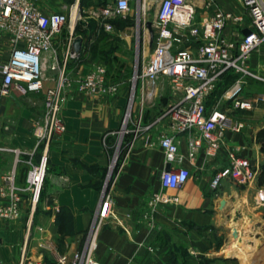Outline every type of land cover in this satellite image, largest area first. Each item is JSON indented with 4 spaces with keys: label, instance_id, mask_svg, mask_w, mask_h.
<instances>
[{
    "label": "crops",
    "instance_id": "obj_1",
    "mask_svg": "<svg viewBox=\"0 0 264 264\" xmlns=\"http://www.w3.org/2000/svg\"><path fill=\"white\" fill-rule=\"evenodd\" d=\"M100 1L84 0V4H81V0L71 3L67 0H36L46 13L68 14L69 9L71 13L74 9L76 12L90 13L91 16L92 8L99 7ZM129 1L130 14L133 6L137 7L140 19L137 23L121 27L113 23L114 29L107 31L102 21L92 16L98 20L97 23L85 19V24L73 23L57 35L55 45L60 63L69 41L73 43L78 35L83 37L80 55L67 62L65 72L68 77L78 79L84 76L94 63L103 62L105 53L114 51L117 41L122 40L121 43L127 47L133 42L143 41L145 44V31L150 41L146 22L151 20L154 24L158 6L149 8L145 3L144 6L143 0ZM194 1L197 13H200L198 19L212 14L216 9L243 15L248 12L240 0ZM209 1L210 5L206 6ZM151 12L152 18H147L146 15ZM249 24L250 20H247L245 25ZM246 29L231 24L225 29V34L229 39L239 42ZM12 46L10 36L0 33V65L8 60ZM113 54L118 56L117 52ZM252 59L249 64L253 70ZM108 73L112 81L120 83L115 95L91 96L79 92L75 85L69 91L72 95L61 111L66 131L57 134L50 144L48 177L40 202L33 209L29 193L23 192L21 218L0 220V264H18L24 256L42 259L44 264H56V253L67 255L69 263L74 253L84 248L89 227L99 209L105 186L103 176L111 168V141L117 140L115 135L119 134L122 127L129 102L130 90L123 73L117 78L111 76L109 69ZM46 75L48 79L44 85L49 87L55 84L59 71L48 69ZM1 79L0 73V84ZM155 88L156 93L159 89L168 90L166 106L178 97L172 93L164 76L156 82ZM260 95L264 93H257L253 97L241 96L253 99ZM214 108L228 110L234 120L243 121L246 126L240 133L226 130L223 145L216 156L206 157L201 149L191 158L189 134L175 131L170 118L161 117L163 104L154 103L143 107L142 127L138 133L130 132L120 140L122 149L116 155L113 177L109 181L113 215L106 219L98 233L95 250L98 260L105 264H170L165 262L167 256L163 250L158 248L153 253L148 251L147 243L155 240L154 233L144 226L133 231L131 226L135 220L132 222L127 218L144 217L143 209L155 194H160L163 201L158 204L164 208L158 213L157 220L165 225L173 222V218L190 223L194 227L193 246L198 248L199 255L204 246L196 240L199 237L197 231L203 229L201 232L207 233V264H248L246 244L250 226L247 228L246 223L251 218L264 219V202L259 199L260 191L264 192V183L258 180L264 162L262 142L258 136L264 128V102H258L253 109L245 110L234 109L230 101L222 103L220 99L208 110ZM44 112V91L22 93L15 88L11 96L0 100V184L5 174L15 170L17 184L21 187L26 185V175L31 167L29 161L37 162L41 155L33 128L36 122L43 119ZM165 134L175 137L179 143V153L183 156L182 161L174 166L187 167L190 171L188 181L179 189L164 188L161 183V173L167 166L160 146V139ZM230 148L239 149V155L250 160L257 175L246 184L228 176L216 188H212L210 184L213 176L229 164L227 151ZM12 149H19L20 152ZM173 197H178V201H171ZM223 200L225 203L221 205ZM63 210L62 217L70 219L66 230L61 233L56 219ZM234 229L237 236L234 235ZM222 238L224 242L220 244L215 241ZM258 258L252 260L251 264H261L263 260Z\"/></svg>",
    "mask_w": 264,
    "mask_h": 264
},
{
    "label": "built area",
    "instance_id": "obj_2",
    "mask_svg": "<svg viewBox=\"0 0 264 264\" xmlns=\"http://www.w3.org/2000/svg\"><path fill=\"white\" fill-rule=\"evenodd\" d=\"M242 1L247 7L250 26L245 25V15L222 9H216L197 21L194 0H143V4L149 8L158 6L153 24L154 49L135 73L131 102L120 135L124 137L130 132L138 133L142 127L143 107L139 117L133 120L134 127L131 129L129 126L136 86H139L138 97L143 105L156 93L155 84L161 76L167 78L172 93L178 96L173 103L164 107L161 117H169L175 131L189 134L191 158L201 149L206 157L216 156L223 145L226 130L240 133L245 128V122L234 120L228 110H208L206 106L207 99L228 72L238 75L230 92L224 95L232 108L249 110L258 102H264V95L253 99L241 96L247 77L264 81V77L255 73L249 64L253 51L264 43V0ZM129 10V0H115L96 7L91 14L102 21L107 31H112L114 25L111 20L125 16ZM68 20V15L63 12L46 13L36 0H0V33H7L13 45L8 60L0 65V100L11 96L15 88L22 93L44 91L45 106L43 119L36 122L33 128L37 147L41 148L40 158L37 162L29 161L31 167L24 187L17 184L15 170L2 177L0 220L21 218L23 192L29 193L33 209L40 202L48 173L50 144L57 134L66 131L61 111L72 95L69 91L73 85L79 92L91 96L115 95L119 91L120 83L110 79L108 68L103 62L94 63L91 70L78 79L67 76V62L75 57L72 40L66 46L62 63L55 40ZM231 24L249 29L250 34H244L239 42L229 39L225 29ZM48 69L58 70L59 76L54 85L45 87ZM160 146L166 163L171 165L169 170L161 173L162 186L179 189L190 176L187 167L174 166L183 159L179 153V143L173 135L165 134L160 139ZM12 150L20 152L19 149ZM227 158L229 164L213 176L210 184L212 188H216L228 176L242 184L256 177V168L248 158L239 155V149H228ZM259 199L264 202L263 191H260ZM170 200L178 201V197ZM161 201L163 197L155 194L151 204L157 205ZM112 215L113 198L109 181H106L84 248L75 252L69 263L67 255L56 253V264H105L95 257V250L98 233ZM18 264H44V261L24 256Z\"/></svg>",
    "mask_w": 264,
    "mask_h": 264
},
{
    "label": "rangeland",
    "instance_id": "obj_3",
    "mask_svg": "<svg viewBox=\"0 0 264 264\" xmlns=\"http://www.w3.org/2000/svg\"><path fill=\"white\" fill-rule=\"evenodd\" d=\"M112 2H114V0H106V4ZM96 7L97 6L93 7L92 10L96 9ZM73 12L74 9L72 13L70 9L67 11L69 20L66 26L72 25L73 23L79 25L78 18L80 16L83 19H88L91 23L93 22L97 23L98 21L95 18H93L91 15H89L90 13H86V12L80 13L79 10H77V18L76 20H74ZM244 13L247 20H249L250 17L248 15V12H244ZM152 15L153 13L151 12L150 14H147L146 17L152 18ZM199 15L200 13L198 12L196 15L197 21L199 20L198 19ZM115 20H117L118 23H120L122 26L125 24H131L133 22L134 23L139 22L140 19L138 18L137 7L134 5L133 12L131 14L128 12L125 16L117 17L115 18ZM145 32H146L145 44H143V41L137 43L133 42L130 47H127L124 46L123 43H121L122 40L117 41L116 43L117 45L113 47L114 51H112V53L109 54L105 53V57L103 60V62L108 67L112 77L117 78L120 73H123V79L127 80L130 90L128 106L131 102L130 97L132 94V88L134 87L133 79L135 73L137 70L140 69L143 62L148 60L149 54L152 52L154 48V44L153 43L150 44V41L148 40L149 37L148 32L147 31ZM262 45L259 46L257 49H255V51H253L251 58H253L252 61L254 62L252 65L253 71H255V73H257L258 75L264 77V47H262ZM110 50H112V48H110ZM114 52H117L118 56L113 54ZM246 80L247 83L244 84L243 92L241 93L242 96L246 95L247 97H253L257 93H261V94L264 93V81L251 77H247ZM232 86L233 83L230 86L226 87L223 94L221 95H218L216 92L211 94L207 100L208 108L210 109L217 102V100L220 99L222 100V103H225L226 97L224 95L230 92ZM138 88L139 86L137 85L135 88L136 92H135V102L133 104V112L131 116L132 120L129 123V126L131 127H134L133 120L139 117L142 107H146L147 105H151L154 103L160 105L163 104V107H165L168 102V92H167L168 90H166L165 88L162 90L159 89V92L157 91V93H155L151 98L147 99L142 105L138 97V92H139ZM115 137H117V140L113 142L110 147L111 155H112V161L110 165L111 168L108 171V173H105L103 176V180L105 181V183L106 181H110L111 178L113 177L112 172H113V167L116 163V155L122 149V144L120 143L121 142L120 140L123 138V136L120 134H116ZM263 165L264 162H262L261 168L263 167ZM48 166H49V162H48ZM47 177H48V173H47ZM161 208H164L162 207V204L152 205L151 202H149L148 205L143 209L144 217H127L132 222L135 220V223H132L133 227L131 226L133 231L134 230L136 231L138 228H140V226L142 227L144 226L149 230L150 233H154L155 240L147 243L148 251L153 253L157 251L158 248L163 250L165 252L164 255L167 256V260L165 262L166 263L169 262L170 264H175V262H177L178 264H207V233L201 232L203 229L197 231L199 237H197L196 240L201 241L203 243L202 245L204 246L203 248L204 250L203 251L201 250L202 253H200L201 255H199L198 248H196V246H193V242H192L193 240L192 234L194 227L190 223H187L185 220L181 218H173L174 219L173 222H170L167 225L161 223L160 221L157 220V215L160 212ZM262 209L264 211V207H262ZM246 224H247V228L250 226L249 227L250 232L249 234H247L248 242L246 244V254H247L246 261H248V264H251L252 260L254 261L256 258L259 257L263 260L261 264H264V219L258 217L256 220L254 219L252 220L251 218L248 220V223ZM243 228L245 229L244 226ZM205 230L207 231V228ZM215 241L218 244L224 242L223 238L216 239ZM237 255H240V253H237ZM240 257L242 256L240 255Z\"/></svg>",
    "mask_w": 264,
    "mask_h": 264
},
{
    "label": "trees",
    "instance_id": "obj_4",
    "mask_svg": "<svg viewBox=\"0 0 264 264\" xmlns=\"http://www.w3.org/2000/svg\"><path fill=\"white\" fill-rule=\"evenodd\" d=\"M74 0H67L68 3L73 2ZM81 4H84V0H81ZM102 5H106V0H101L100 4L98 6H102ZM112 23L116 24L117 26L121 27L122 25L120 23H118L117 20L112 19L111 20ZM95 23V22H93ZM86 37V36H85ZM237 74L233 73V72H228L221 81L218 82L216 89L214 90V92H216L218 95L223 94L224 90L226 87L230 86L235 79L237 78ZM213 92V93H214ZM212 93V94H213ZM208 100V99H207ZM259 139L262 142V150L264 152V128H262L259 133H258ZM112 143L114 142L113 140L111 141ZM259 183H264V165L262 167L261 173L259 174ZM62 212H65L64 210L61 211L60 215H58L56 221H57V225L59 228V231L62 233H64V231L66 230V225L68 223V220L70 219L69 217H62ZM174 263V262H173ZM175 264H178L177 262H175Z\"/></svg>",
    "mask_w": 264,
    "mask_h": 264
},
{
    "label": "water",
    "instance_id": "obj_5",
    "mask_svg": "<svg viewBox=\"0 0 264 264\" xmlns=\"http://www.w3.org/2000/svg\"><path fill=\"white\" fill-rule=\"evenodd\" d=\"M79 22L81 24H85L86 23V20L85 19H79ZM146 25L148 27V30H149V34H150V44L153 43V39H154V34H155V31H154V27H153V21L149 20L146 22ZM245 35H248L250 34V30L249 29H246L244 31ZM82 44H83V37L81 35H78L74 38L73 40V43H72V47H73V53L75 54V56H79L80 53H81V50H82ZM171 167L170 164H167L165 170H169ZM225 201L223 200L221 202V205H224Z\"/></svg>",
    "mask_w": 264,
    "mask_h": 264
},
{
    "label": "bare ground",
    "instance_id": "obj_6",
    "mask_svg": "<svg viewBox=\"0 0 264 264\" xmlns=\"http://www.w3.org/2000/svg\"><path fill=\"white\" fill-rule=\"evenodd\" d=\"M73 17H74V20H76V18H77V12L74 10V12H73ZM78 19H82V18H78ZM75 22V21H74ZM234 235L235 236H237L238 235V233H237V231L234 229Z\"/></svg>",
    "mask_w": 264,
    "mask_h": 264
}]
</instances>
